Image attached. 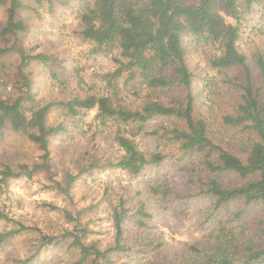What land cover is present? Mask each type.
<instances>
[{"label":"trees","instance_id":"16d2710c","mask_svg":"<svg viewBox=\"0 0 264 264\" xmlns=\"http://www.w3.org/2000/svg\"><path fill=\"white\" fill-rule=\"evenodd\" d=\"M72 1L0 0L7 14L0 30V72L14 80L11 85L3 82L4 87H0V133L25 135L41 151L38 161L4 164L0 169V192H6L11 178H32L41 172H48L47 187L65 195H70L80 178L95 170L118 168L131 176L140 175L148 164L169 154L158 152L149 158L138 147L135 136L155 117H168L174 120L171 128H165L164 133H151L166 138L164 142L173 147L172 157L192 160L184 168L191 195L211 199L213 210L228 208L235 201L238 208L231 216L236 218L251 208L264 209V53L255 52L254 64H250L238 44L244 14L256 4L264 8V0H80L77 16L83 37L93 43L92 52L111 56L116 63L115 71L109 74L114 94L119 92L121 79L145 87L147 93L136 107L117 102L111 94L55 101L39 97L38 83L48 76L59 79V73L50 55L26 49L21 43L20 35L28 28L22 12L53 14ZM187 35L219 49L209 60L211 67L237 70L239 74L233 78L237 100L221 115L217 126L200 111L193 92L195 73L187 61ZM55 107L74 122L94 111L89 121L93 136L113 131L114 141L123 154L87 152L71 160L72 164L62 169V176L56 177L50 166L52 141L69 130L64 120H50ZM152 191L154 195L166 196L156 187ZM109 212L114 228L111 245L88 242L91 230L88 226L79 227V218L66 209L67 219L76 222L74 229L61 236L42 235L36 251L19 262L28 264L46 245L63 241H69L68 245L78 250V257L69 264H126L120 262L125 255L147 252L150 239L137 246L135 243L141 237L132 243L126 235L129 221L142 228L146 226L152 215L146 204L133 208L121 196ZM30 229L0 207V247ZM247 236L243 240L222 230V244L202 264H264V213L252 223Z\"/></svg>","mask_w":264,"mask_h":264},{"label":"rangeland","instance_id":"374dc122","mask_svg":"<svg viewBox=\"0 0 264 264\" xmlns=\"http://www.w3.org/2000/svg\"><path fill=\"white\" fill-rule=\"evenodd\" d=\"M79 2L73 0L70 6L59 7L53 14L45 11L37 16L30 11L22 12L28 28L20 35L21 43L26 49L50 55L59 73V79L48 76L38 83L39 97L45 101H55L89 94H111L123 105L138 106L147 93L145 87L139 83H125L121 79L119 92L114 94L109 74L115 71L116 63L111 56L92 52L93 43L81 33L82 25L77 16ZM6 21V9L0 5V30ZM241 32L239 48L247 55L250 64H254V53H264V8L260 4L244 14ZM184 44L188 50V64L195 73L193 92L198 107L217 126L221 115L228 112L237 100L238 90L233 78L239 75L238 71L211 67V56L219 53L215 45L188 35L184 37ZM0 76L3 80L0 87H4L3 82L9 85L14 82L1 72ZM93 113L91 111L89 115L83 116L84 120L77 118L74 122L56 107L51 112L50 120H64L69 130L52 141L50 166L56 172V177L62 176V169L71 165V160L81 158L87 152L111 156L123 154L114 141L113 131L93 136L94 128L89 123ZM173 124L172 118L155 117L143 131L136 134L138 147L149 158L158 152L169 154V157L148 164L140 175L131 176L118 168L95 170L80 178L70 195L47 187L50 184L48 172L38 173L32 178H11L6 192H0V207L5 208L10 216L31 226V229L15 235L0 247V264H21L19 260L29 258L36 251L42 235L61 236L66 230H73L76 222L67 219L66 209L79 218V227L88 226L91 230L88 242L111 245L114 228L109 211L121 196L133 208L145 203L146 209L152 214L143 228L135 221L126 224L129 241L133 243L135 238L141 237L135 243L137 246L148 239L152 243L147 252H131L129 256L122 257L120 262L202 264L222 244L219 239L222 230L246 240L252 223L263 215L264 209L251 208L244 216L236 218L231 216L238 208L235 201L228 208L213 210L210 208L211 199L203 195L194 196V193L191 195L184 168L192 160L172 157L170 153L173 147L164 142L166 138L151 133L152 130L164 133L165 128H171ZM133 128L137 131L135 126ZM3 132L0 133V169L4 164L16 165L39 160L40 149L25 135ZM153 187L166 193V196L154 195ZM44 203L57 207L50 208ZM78 211L82 214L78 215ZM245 221L248 223L244 224ZM9 225L13 226V223ZM243 226H246L244 234L241 232ZM68 242L46 245L28 264H69L78 257V250L70 247ZM159 242L162 245H157Z\"/></svg>","mask_w":264,"mask_h":264}]
</instances>
